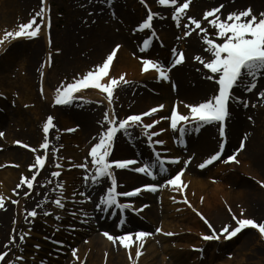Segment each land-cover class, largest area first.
Wrapping results in <instances>:
<instances>
[{
	"label": "rangeland",
	"instance_id": "rangeland-1",
	"mask_svg": "<svg viewBox=\"0 0 264 264\" xmlns=\"http://www.w3.org/2000/svg\"><path fill=\"white\" fill-rule=\"evenodd\" d=\"M1 1L2 0H0V13L4 11L5 9L4 5L2 7ZM234 1H238L241 3V5H239L238 8H235V11L237 10L240 11L248 7H251L253 14L255 15H259V13L264 12V0H228L227 2H224V3L215 1L214 3H211V5H206L205 7H202L201 9L199 8V12L197 11L193 12L191 10L193 6V0H191L189 8L186 10L185 16L181 19L180 27H177L176 22L173 21L171 18L172 26H173V29L175 30V33L172 37L173 39L172 44L167 47V43H165L164 38L162 37V33L160 32L157 26L158 24L156 23L155 19L151 22L152 27L148 29L147 32L139 34V31L135 30L137 25L147 16L148 10L151 9V11H153L150 2L146 1L148 8H145V6L141 4L140 0H110V2L109 0H45V4H46L45 19L49 21L48 25L42 27V30L38 34L37 37L25 38L23 39V41L19 43H14V44H13L14 41L11 40L9 43H7L6 47H4V49L2 50L0 54V81L3 78L8 77L9 81L7 84H4V90L5 91L8 90L10 92L7 94V92L4 91V93H2L3 97H0L1 98V101H0V132L4 133L3 136H0V160L2 159V160L7 161L3 163L2 165H0V171H6L7 169H13V170L18 171V176L19 178L21 177L22 172H20L19 168H17L18 163L17 161H15L16 160L15 157H18L19 155L17 152V149H20L22 151H25L31 154V159L29 160V162L35 158V153L33 151H29L22 145L15 143V141L19 140L21 143L27 144L32 148H36L35 146H37L38 144V148H39V144L43 142L44 136L39 137V139L35 141V144H33L34 141L29 140L30 138H29L28 131L29 129L37 127L38 129L37 131L42 132V124L45 122L48 116H52L54 118V124H56V126L58 127V130L55 131V134L52 135L53 138H56L58 140L59 135L62 132H65V129L61 128V124L58 121L59 120L58 115L56 114L55 116V114L51 112V107L54 105V103H53L52 97L47 98V95H45L44 93L45 87H47V89L54 92V96H55L56 94L55 89L60 85L61 81L71 82L73 77L76 76L77 74L82 75L86 71L92 69L93 68L92 65L101 64L102 60L104 59L108 51L111 48L115 47L117 44H119L120 48L124 50V52H126L127 56L130 55V57L133 58L135 62H137V71L139 72L141 71L142 64H141V60L138 59V57L149 58V59L159 61L156 55L157 48H160V49H163L165 47L167 48L166 49L167 60H166V63L163 65L166 67L169 73L173 68L169 66L172 60L171 50L173 48H176L177 54H179L180 52H183L184 54L183 62L176 66H183V65L185 66L187 63V58H186L187 52H186L185 46L189 42H192V41L196 42L198 44L197 46H200V48L202 49L200 53V57L203 60L208 61L212 57L209 53L205 51L206 45L203 44V40H202V37L204 34L199 33V30L196 29L192 31L189 36L184 37L183 24L188 22L187 21L188 16L199 19L201 20V26L207 29V35L209 36V38L214 39L217 42H222V40H219L216 38L215 28L209 25L207 21L203 19V13L206 10H210L214 7H218L219 5L223 4L224 7L221 9L219 13L221 19H223L224 17L227 16L229 12H233L232 9H230L228 3L232 4ZM182 2L183 0H178V3H182ZM34 3L35 4L32 5V7H29V11L27 12L26 15H23V14L16 15V14H12V12L9 15L1 14L0 33L3 34L5 30L14 31L16 30V28L18 27L20 23L27 22L31 18V16L34 15L35 12L39 10V0H35ZM135 6L140 9V12L137 14L136 18H134V20L131 21L129 20L130 18L127 14H129L130 13L129 10L134 8ZM170 7L172 8V11H174V7L173 6H170ZM74 9L81 11V14L76 17L77 21L81 22L82 24V26H80L81 24L79 23L80 29L81 28L87 29L90 34L92 30V27H91L92 25H96L98 21L106 22V24L104 25L108 26L112 32H115V33L121 32V34L128 35V37H135L134 40L132 39L130 49L127 45H125L121 41L119 34H117L114 38L107 40L104 44L103 43L99 44V42H97L96 44V40L92 41L88 38H79L80 40L72 42L70 37L67 36L65 30H67V28L70 27L69 26L70 25L69 15H70V12H74ZM153 12L158 13L157 11H153ZM209 19H211V17ZM8 21H12V25H8ZM37 22H39V18L37 19ZM113 26H114V30H113ZM108 27L103 28V32L107 31ZM192 27L194 28V26ZM75 31L76 30L72 32H75ZM117 31H120V32H117ZM43 32L46 33V37ZM153 32L155 33V35L152 37L151 46L149 49L150 53L149 54L146 53L145 55L139 54L137 51L140 50L143 39H145L148 36H152ZM85 35H88V33H85ZM44 37L46 41V48H43L44 46L43 38ZM88 42H90L91 44H89L88 46H84ZM28 43L29 45H34V44L38 45V48L36 49L38 51L37 52L38 54H34V56L23 54L21 56V49L19 45L25 46ZM71 46L77 49L76 55L78 56L77 58H79V62L74 63V60H71L72 59L71 57H73V55L69 53V48ZM191 46H195V45L191 44ZM94 49H95V52L98 54V59H97L98 62L92 64L93 61L88 58L87 52L93 51ZM42 50L44 51L41 52ZM134 50L136 51L133 52ZM49 57H51V59H49ZM31 59H34L36 62H30ZM82 61H85L86 64L84 65ZM29 64L36 65L34 70L32 69L31 74H29L28 72ZM41 65H43V67H41ZM198 68H199V72L201 73L202 77H206V75L208 74V70L204 69L203 65L200 62L198 64ZM117 69H114V71L110 75V78L112 77L118 78L115 75ZM148 71H153V69H149ZM141 75L148 76L146 77L145 82H138L136 80L133 82L131 80H128V81H131L130 84L121 85L120 87L114 90L113 103L109 105V108L112 112H115L118 118H124L127 115L132 114V113L138 114V113L147 111L148 109L152 107L162 104L161 102L163 101H161L159 99V96H157L156 93L154 92L155 87L159 85L156 80L157 73L146 75V73L144 72V74H141ZM24 80L31 82L30 89L32 90V93L34 94V100L32 101V106H29V104L26 102L20 105L18 101L20 91L17 88V86H19V84H21ZM169 82L171 83V86H173L172 77H171V81L169 80ZM144 83L150 84L149 90L151 91V93L150 92L148 93L152 99L148 100L149 101L148 105H146L143 108L142 106L141 108H139L138 106L140 105V103L137 100L140 96H135L134 91L138 84L144 85ZM247 83H248V79L245 78L233 90V95L236 97H239V102H240L243 98V94H246L248 97V100H246L248 103L247 107H250L252 105V100L250 96H252L253 99H258L259 97L257 93L261 89H264V76L257 78L258 86L251 92L245 91V87ZM41 89L43 90L42 92H41ZM92 90L96 91V89H91L88 92L90 93L92 92ZM35 97L37 98V100H35ZM103 97L105 98L104 94H103ZM170 100L172 101H170L169 103L164 102L166 104V107H164L163 109H160L157 113H155L152 117H150L148 123H150L152 119L160 120V117L169 116L173 105H175L178 110L176 99H170ZM192 101L193 102H190V103L186 102V105L197 104L195 102L199 100L192 99ZM200 102L201 101H199V103ZM235 102H238V101L234 99L229 102V116H228L227 126L225 125L226 132H228V127L231 124L230 112H232ZM36 104H40L41 105L40 108L42 110L41 109L34 110V108L37 107ZM106 106H107L106 103H104L102 100H98L95 102L87 101V100L86 101L75 100L71 104L68 105V108L66 106V107H63V109H60L62 111L61 117L63 118L67 117V120L71 119L70 124H75V126H79L93 117L92 120L98 128V132H100L102 126H101V123L99 122L102 121V117L105 111H108ZM242 106L243 108H246L243 103H242ZM256 107L258 108L261 114V121L259 123V131L263 135L264 134V104L263 105L256 104ZM71 108H72V111H69ZM17 110L20 111L21 115L17 113ZM181 114H188V109L186 108L185 110H182ZM169 123L170 122L168 120H160L159 124L163 125V129H167L169 132H171V137L166 136L165 138L168 139V142L163 140L165 141V143L163 145H160V149L158 150L166 156L179 157L180 162L176 164H168L167 168L172 169V171L169 174L161 176V174H159L157 171V178L152 181L153 183H156L158 185L163 184L165 179L170 178V176L175 175L176 172L180 171L181 168H184V172L181 176V180L188 187V184H189L188 181L184 180V178L188 176L187 175L188 169L190 170L192 174L194 172L193 169L196 170L198 168V165L202 163L204 159L209 157L215 151L219 150L218 149L219 143H220L219 126L218 124H203V125H214V135L216 137V140L210 152L209 151L202 152L203 150H201L196 153L195 151H192L191 147L189 146L188 137H190V134L189 133L184 134L183 144L176 142L180 134L178 131H173L169 127ZM103 127L106 128L107 125L104 124ZM8 133H9V136L7 137ZM134 133H136V127L130 128L128 132H123L121 135V138L129 139L130 137L129 134L134 135ZM225 136L227 139L226 141L227 143L228 138L226 134ZM11 139H14V140H12L6 146H3V141L8 142ZM242 139L245 140V145H246L245 136L243 138V137H240V134H236L235 136L236 147L231 150H228V149H225L224 151L221 150V159L214 161L212 164L208 165L207 168H203V169L201 168V171H204L207 169L212 170V171H216V170L222 171V170L227 169L228 173L232 171H237V173H239L238 177H242L241 179L235 180V175H228L227 176L228 178L224 180L217 179L216 182L214 181V183L218 184V188L222 190L223 194H227V195H233L235 192H238V191L240 193H249V195H252L253 190L255 189L257 192L263 195V201H264V187H261L257 183V180L264 181V169L259 170L257 173H255L249 167L250 163H248L249 165L246 163L245 167L248 166V170L244 171L243 169L240 171V165L241 163L245 161L247 157L246 153H244L245 148L239 151L238 153H236V157L239 163L225 162L226 157L228 155H232L233 153H235ZM138 143L140 144V146L147 148L148 151L150 150V145H152V144H149L147 137H144V136L138 138ZM32 144L34 146H32ZM154 145L156 146V144ZM86 146L87 148L89 147L87 143H86ZM76 148L78 149L77 153L82 152L81 143L80 145L78 143V147ZM165 149L167 151H165ZM40 151L46 152L45 149H40ZM9 153H13V156H11ZM149 154H150V151H149ZM56 155H57V152L55 153V156ZM127 155L133 156L132 154H127ZM50 156L52 157V160H50L48 164L49 165L48 166L49 169L47 170L48 172H51V170L53 169V165H54V155L52 152ZM189 157H192V159L187 165L189 167L187 166L185 167V165L183 164V161L187 160ZM12 159H15V160H12ZM90 160L88 162L89 171H91ZM140 161L142 163V161L144 160H140ZM30 164H28V167ZM231 165H233V168H230ZM25 169L27 171V175H25V177L29 179L34 169L30 170L29 168H27V165L25 166ZM75 171H81L79 172V174H83V177H84L85 175L84 169H79L75 167ZM195 175L201 178L203 177L204 179L207 178L204 172H202L201 174L196 173ZM82 181H85V180L82 179ZM144 181L145 180L141 179L139 182L135 183V185L144 183ZM242 181H246L248 183L246 184L238 183ZM102 182H104V180H102L101 183ZM135 185L133 186L135 187ZM106 186H108V181L106 183ZM133 186H125L123 188H120V190L124 191L127 188H130ZM40 187L43 188V191L45 190V188L41 185V183H40ZM187 187L182 192L183 194L180 195L181 197H177L175 199V202L177 205L181 207L186 206L192 211L193 209H195L196 211H193L194 214L197 216L198 220L204 226V229L196 230L195 235H197L196 236L197 242H199V244L198 246L193 247L195 250L191 249L192 252L194 251V253L198 254V258L201 260H204L205 253L203 252L204 246H202L200 243L215 242L216 244H218L219 242L225 239L223 238V235H221L220 239L218 240L204 241L201 238V234L210 235L212 232V229L208 228V226L204 223V221L200 218V216L196 214L197 212L201 213L203 217H205L208 220V222L211 223V225L213 226V229H215L217 233H219L220 229L226 224L230 226V229L231 227L236 226L235 221H233L232 219L233 215H235L238 219L242 217L251 218V219H254L258 224L264 223L259 218H256L255 216L251 215L250 211L247 210V207L244 204V202H241V199H238V198H235L236 200L239 201V202H236V209H233V207H231V205H229L228 203H222L221 206L219 204L216 205V204L211 203L209 207L208 206L206 207L209 211V213H207L204 208L205 206L202 205L201 199H198L197 201H195L196 203L199 204L198 207H195L192 201L189 202L192 207H189L187 204L183 202L184 200L183 196L187 190ZM33 188H34V185H33ZM170 188L171 187L167 185H164L163 187H159V190H157L156 192H151L152 196L154 197L155 200L161 199L163 197V194ZM23 189L28 190L26 184L22 186V191L20 193H18L17 191L15 192V196L13 200L18 201L19 199H22L23 194H24ZM84 193L86 194V192ZM87 196L92 198L90 193H88ZM133 200L134 199H132L131 201L133 202ZM91 201H93V198L90 199V202L88 203H92ZM38 202L39 201L37 202L35 201L34 203L30 204V206L25 205L22 209L21 222L24 223L27 227L25 228L22 227L23 224L20 225V222H18L19 226L17 225L15 229L11 228L12 231H10L8 236H5L4 243L0 245V251H6L8 255L6 256L2 264H8L9 260L13 261V264H34L37 261H39L38 262L39 264H42V263L54 264V262H57V264H65L64 260H67L69 257H71L72 249H76L78 251L79 246L87 242L88 238L91 237V236L90 237L80 236L79 239L78 237H76L73 243L68 244V245L62 244V246H59V245L55 246L58 248L56 249L54 247L56 243L54 242V238L51 237V233L47 231L46 229L45 231H43L44 225L42 222L36 219L37 221L36 232H32L30 231L32 230V226H31V223H29V220H31L32 218L29 217L27 220L25 219L26 211L37 209L36 206ZM136 203L138 204L140 202L137 201ZM49 204H50V200H49ZM145 204L151 205L149 202H146ZM17 205L18 203L12 204L13 219H16V216L18 214V211L15 210ZM241 209H243V214H241ZM43 213L44 211L38 214V216L40 217V219L42 218L47 219L48 216H43ZM156 213L158 215V211H156ZM135 218L136 217H132V219H135ZM147 222L150 223L149 219H146V223ZM219 222L221 223V225H219ZM94 223H96V221ZM15 224H17V222ZM47 227L51 228L54 231V227L53 228L50 226H47ZM157 227L162 229L160 233L155 232V229ZM245 229H247L248 232L246 233L240 232L241 233L240 237L234 239L233 241L231 240L234 237L227 239V241H231V243H229V245L226 246L225 250L223 251V254H221L220 256H217L215 259H212L210 261L205 260V264H264V262L260 260V256L255 257L258 250L261 248H264V241L260 240L263 243V245H261L262 243L259 241L260 238L258 236L256 238L255 236L256 235L255 233H258L256 229H253L251 227H246L244 228V230ZM24 230L29 231L28 232L29 235L25 238L24 241H20L19 236L20 234L25 232ZM139 230L151 233V235H149L145 241H142L141 250H143V247L146 246V244L149 241H152L154 244H156L157 245L156 248H160L162 244L155 241V237H154L155 235L168 237V235H165V233L171 232L177 235L180 232V230L178 231V228L175 227V220L173 219V217H170V216L166 218H162L161 216H158L155 222L151 224L150 227L148 228L140 227L136 229V231H139ZM133 231L134 230L132 231L130 230L126 232L135 233V231L134 232ZM103 232L104 231L98 230L97 232H94L93 235L95 236L98 233L102 234ZM7 233L8 232L6 230V235ZM42 234H45V235H42ZM111 234L115 235V233H111ZM119 234L121 233H117V235ZM250 234H253L252 237L258 240L255 241V243L253 242V244L247 250L241 249L240 251H238L242 243L245 242L246 237L249 236ZM10 236L16 237L15 243L9 244L8 248H5L4 244L8 241ZM43 236H48L49 238H52V241L44 240ZM169 239L170 240L167 241V245L170 244L174 247V244H176L175 241L171 238ZM28 240H31L32 243L28 242ZM16 244L17 246L19 244H22V248L18 251L16 250V246H15ZM48 244L50 246L53 244L51 250L48 249L47 247ZM36 245H39V247H36ZM137 246H140V242H136L130 247V249H132L134 252L133 254H135V250ZM45 247H47V250H45ZM121 247L122 246H119V249ZM54 248L56 250H54ZM179 249L181 250L182 248L180 247ZM42 252H44L45 254L49 253V254L54 255V257H52V262L48 260L47 257L44 256ZM158 254L163 255V259L165 262L169 261V255H166L161 249L158 252ZM17 256H23L24 259L18 262L15 259ZM132 260H133L132 264L136 263L134 256ZM160 260H161V256L158 255L157 260L154 264H157L158 262L160 263ZM189 262H191V260Z\"/></svg>",
	"mask_w": 264,
	"mask_h": 264
},
{
	"label": "bare ground",
	"instance_id": "bare-ground-1",
	"mask_svg": "<svg viewBox=\"0 0 264 264\" xmlns=\"http://www.w3.org/2000/svg\"><path fill=\"white\" fill-rule=\"evenodd\" d=\"M147 2H150L151 7L153 11H157L158 15L154 17L156 23L158 24V28L160 32L162 33V37L164 38L165 43H167V47L170 46L173 42V35L175 33V30L172 26V20H171V13L172 8L170 6H162L159 5L156 0H146ZM215 1L218 2H227L228 0H193V6L192 11L193 12H199V8L205 7L206 5H211V3H214ZM2 7L5 6L4 11L0 13L1 14H16V15H26L29 11V7H32L34 5L35 0H2ZM230 9L232 11H235V8H238L239 5H241L240 2L234 1L232 4H229ZM136 11H135V9ZM130 9V13L127 14L129 16V20H134L136 18L137 14L140 12V9L138 7H134ZM238 11V10H237ZM81 14L80 10L74 9V12H70L69 15V28L65 30L66 34L72 42L80 40L79 38H88L92 41L96 40L99 42V44H104L107 40L114 38L117 34H119L121 41L127 45L130 49L132 39L134 40L135 37H128V35H124L120 33L112 32L111 29L108 26H105L106 22L98 21L96 25H92L91 33L89 34L87 29L79 27V23L81 22L77 21V16ZM153 19V20H154ZM8 25H12V21H8ZM82 26V24L80 25ZM115 26V25H114ZM113 26V30H114ZM108 27L107 31L103 32V28ZM76 30L75 32H72ZM148 30V29H147ZM145 31H139V34H142ZM45 37L46 33L43 32ZM85 33H88V35H85ZM3 34L0 33V36ZM44 39V46L43 48H46V41ZM14 43H19L23 41V39L17 38L13 40ZM91 44L90 42L86 43L84 46H88ZM191 44H194L195 46H191ZM198 44L194 41L189 42L186 47V58L187 63L184 66H174L170 73L168 72L169 79L168 80H159L156 78L158 82V86L155 87V93L157 96H159V99L163 102L162 104H165L164 102H170L172 100L170 99H176V103L178 105V111L181 113L182 110H185L186 102H193V100L198 99L199 101H204L210 96L215 94L214 89H216L215 84L212 80H207L206 77H202L201 73L199 72L198 64L199 61L194 59L196 56H200V53L202 49L200 46H197ZM21 49V56L23 54L34 56V54H38L37 48L38 45H29L26 44L25 46L19 45ZM95 48V47H94ZM4 48L0 49V54ZM166 47L163 49L157 48L156 55L158 57V60L161 64H165L167 60L166 56ZM76 50L73 46L69 48V53L73 55L71 57V60H74V63L79 62V58L76 55ZM42 50L41 52H43ZM134 50L133 52H135ZM40 52V53H41ZM141 55H145L146 53L149 54L150 50H147L146 52H141L140 50L137 51ZM109 53V52H108ZM106 54V56L108 55ZM87 56L89 59L93 61L92 64L98 62V54L95 52V49L93 51H88ZM106 56L104 58H106ZM134 56V55H132ZM30 62H36L34 59H31ZM85 65L86 62L82 61ZM103 62V60H102ZM101 62V63H102ZM96 65V64H95ZM95 65H92L93 67ZM36 65L29 64L28 72L31 74L32 69L34 70ZM117 66V68H116ZM114 69H117L116 71V77H119L122 73L125 74V78L127 80L131 81H138V82H145L146 77L141 74V71H137V62L133 58L130 57V55H126V52L122 50L121 48L117 50L116 55L110 64L109 69V77L111 73L114 71ZM146 75H150L153 73H156L153 71L145 72ZM143 77V78H142ZM171 77L173 80V86H171ZM142 78V79H140ZM8 77L3 78L0 81V91L4 93V84L8 83ZM130 81V82H131ZM103 82H106L104 80ZM31 82L24 80L17 88L20 91L19 95V104H23L24 102L28 103L29 106H32V101L34 100V94L32 93V90L30 89ZM150 84H138L135 88L134 94L135 96H140L137 101H139L140 105L139 108L145 107L149 104V99H152L148 92L151 93L149 90ZM154 87V86H153ZM9 89V88H8ZM91 90L89 89H83L77 95L83 96V101H98L102 100L104 103H106V107L108 109V112L111 114L112 111L109 108V104L107 100L103 97V94L99 92V90L96 89V91L92 90V92H88ZM122 91V89H121ZM244 91V90H243ZM10 93L8 90L5 91ZM44 93L47 95V98L52 97V100L54 101V92L47 89V87L44 88ZM6 94V93H5ZM144 94V96H143ZM38 97V96H37ZM252 100V105L250 107L243 108L242 103L243 101L248 100V97L246 94H243L242 100L239 102H235L233 106L232 112H230L231 117V124L228 127V132H226L228 142L226 143L225 149L231 150L236 147L235 145V136L236 134H240V137L245 136L246 138V146L244 149V153H246L247 157L243 163L240 165V171L244 169V171L248 170V166L245 167L246 163H250L249 167L257 173L259 170L264 169V134L262 135L259 131V123L261 121V114L257 105H263L264 100L258 98L253 99L252 96H250ZM25 99V100H23ZM35 100L37 98L35 97ZM1 101V98H0ZM199 101L195 103H199ZM37 107L34 108V110L41 109L40 104H36ZM68 105H62L61 108L56 107V104H54L51 107V112L58 115L59 117V123L61 124L62 129H67L74 127L76 130L69 134V132H62L59 135L58 140L56 138H53L52 135L55 134V131L58 130L56 124L53 129H51L49 133V141L54 145V148H57V150L60 149V152L58 153V158L60 160H56L57 163H61L62 167L59 168H53L52 171L61 170V175L58 177V180L54 177L49 178L48 175L43 172L39 178L35 181L33 190L29 193V195L26 197L23 194L22 199L18 200V205L15 208L16 211H18V214L16 216V219H13V208L11 200H13L15 193L12 191L15 189L16 184L20 182V178L18 176V171L13 169H7L6 171H0V193L4 195L5 203L3 207H0V245L4 243L5 236H8L11 228L15 229L18 225V222H20V225L23 224L24 227H27L24 223L21 222V214L22 209L25 205L30 206L34 201H39L42 206L37 208V213L40 214L42 211H48L51 210L49 217L40 219L39 216L31 219V226L32 229H34V232H36V224L37 220L43 223L44 228L47 231H49L54 240L63 241L65 245L71 244L75 241V238L79 236V234L82 237L91 236L88 238V241L84 244L79 246L78 251L76 252V256H73V253L71 254V257H69L67 260H64L65 264H132L133 260L129 259V252H131L132 258L134 256V259L136 260V263L134 264H154L157 260L158 255L161 256L160 263L157 264H205V260H212L215 259L217 256H220L223 254V251L225 250L226 246L231 243L234 239L240 237L241 233L248 232L247 229H243L241 233H239L237 236H235L231 241L222 240L218 244L215 242H205L200 243L202 246H204V260H201L198 258V254L192 252L191 249L195 250L193 247L198 246L199 242H197V235H195L197 229H204L203 224L198 220L197 216L194 214L192 210L187 208L186 206H179L176 204L175 199L177 197H181L182 192L173 190V187L168 189L161 199L155 200L152 196L151 191L148 192H142L137 197H131L129 198V201L133 205V209H137L138 206L146 205V202H149L151 205H147V207H144L141 212H134L132 213V209H125L126 211H123V214H120V210L116 209L114 211H107V215L101 211L100 209H97L95 207L96 203L99 202V199L101 195L104 193L106 189V183L107 181L104 180V182L92 185L91 182H85L82 181L83 174H79L81 171H75V167H69V165H76L79 163H87L90 160V157H88V152L91 148V146L97 142L98 137V128L93 122V117L87 120L86 122L82 123L79 126H75V124H70L71 119L67 120V117H61L62 111L60 109H63V106L68 108ZM254 105V106H253ZM166 107V104L164 105ZM137 108V107H136ZM42 110V109H41ZM72 111V108L69 110ZM17 113L21 115L20 111L17 110ZM83 113V112H82ZM134 114V113H132ZM20 117V116H18ZM168 117V116H167ZM251 117V119H249ZM149 117L144 118V122L148 123ZM54 123V120H53ZM163 128V125H156L151 131H159V129ZM186 132L189 133L190 137L189 139V146L191 147L192 151H195L196 153L203 150L202 152L209 151L213 148L215 144L216 137L214 135V125H201L199 131H194L192 125L186 126ZM37 127L29 129V140L34 141L33 144H35V141L39 139V137L44 136L43 132H38ZM101 131V130H100ZM91 133V134H90ZM123 132H120L113 141L112 146V152L110 155V159H130L135 158L138 160H144L147 162H151L153 158L149 154V151L147 148L140 146L138 143V138L144 136L141 134V130L139 127H136V133L129 134V139H123L121 138ZM178 134V133H177ZM136 135V136H135ZM9 136V133L7 134V137ZM55 136V135H54ZM171 137V132H169L167 129L163 132V134H160L157 137H154L153 139H160L165 140L168 142V139L165 137ZM5 137V138H7ZM145 137V136H144ZM88 139V140H87ZM12 140L3 141V146H6L9 144ZM87 140V141H86ZM19 141V140H17ZM78 143L80 145L81 143V153H77ZM86 143L89 145L87 148ZM32 144V146H34ZM220 144V143H219ZM37 150L38 144L35 146ZM80 148V146H79ZM156 149H160V145L156 144ZM219 149V148H218ZM18 157H15V160L17 161V168H19L20 172L25 176L27 175V171L25 169V166L28 164H33L34 159L29 162L31 159V154L22 151L20 149H17ZM39 151H36V154L39 155ZM161 153V152H160ZM11 156H13V153H9ZM127 154H132L133 156H128ZM161 156H166L163 153L160 154ZM34 157V156H33ZM115 157V158H114ZM171 157V156H168ZM9 161V160H8ZM7 161L0 160V165L5 163ZM142 164V163H141ZM134 166H130L128 169H122V170H115L114 175L117 179L118 188L125 187V186H133L135 183L139 182L141 179L143 180H150L147 175H139L138 173L134 172L132 168ZM189 167V166H187ZM230 168H233V165H231ZM33 170V169H32ZM156 170V169H155ZM172 171V169L168 168V172L161 174V176L169 174ZM193 173L191 174L190 170L187 171V177L184 178L185 181H188V187L186 192L184 193L183 198H187L188 202L192 201L195 207H198L199 204L196 203L198 199H201L202 205L205 207V211L209 213L207 206L211 203L220 205L222 203H228L233 207V209H236V202H239L235 198L241 199V202H244V204L247 207V210L250 211L251 215L255 216L256 218H259L264 222V201H263V195L259 192H257L255 189L253 190V194L249 195V193H240L235 192L233 195H227L223 194L222 190L218 188V184L214 183L217 179L224 180L228 178V175H235V180L241 179L242 177H238L239 173L237 171H232L230 173L227 172V169L222 171H212V170H204L201 171V169L198 167L196 170L193 169ZM204 172L207 176L206 179L203 177H198L195 175L196 173L201 174ZM227 173V174H226ZM246 173V172H244ZM193 177V178H191ZM209 178V179H208ZM30 179V178H29ZM210 180V181H209ZM58 181H62L64 184L63 189V196H64V209H57L54 204H48V198L45 199L44 192L41 187L40 183L45 182L46 184V190L52 191L54 194L56 193L53 191L55 188V185ZM184 181V182H185ZM240 184H246L248 182L242 181L238 182ZM237 183V184H238ZM146 184H156L153 182H146ZM42 185V184H41ZM140 185V184H139ZM109 186V184H108ZM137 186V185H135ZM250 187V186H249ZM134 187H130L127 190L133 189ZM259 189V188H257ZM119 190V189H118ZM170 190V191H169ZM18 193L22 191V187L20 189L16 190ZM28 191L27 189H23V192ZM120 191V190H119ZM80 192H86V195L88 193L91 194L93 201L92 203H88L87 201H83L82 197L79 195ZM73 193H75V196L73 197ZM52 196V195H51ZM56 196L52 197V200H54ZM134 199L133 202L130 201ZM44 201V203H41ZM139 201L140 203H136ZM126 202V201H122ZM138 205V206H137ZM15 207V206H13ZM49 208V209H48ZM158 211V215L156 213ZM72 213H76L75 216L72 215ZM84 213H87L85 216ZM160 214V215H159ZM59 215L61 217L60 220H56V216ZM44 216V215H43ZM158 216H161L162 218H166L168 216L173 217L175 220V227L178 228V231L180 232L175 235V233H172V235L167 236H159L155 235V241L158 243H161L162 245L160 248H156V244H154L152 241H149L146 246L143 247L142 255L137 258L135 254H133L132 249H124L121 247L119 249V245H114L112 242H110L103 234L98 233L97 235H93L94 232L97 229H101L102 231H109V233H120V232H126V231H132L134 230L136 232L137 228L145 227L148 228L155 222ZM84 217H87L86 219H89L87 223L84 221ZM132 217H136L135 219H132ZM244 218V217H242ZM90 219L93 220V222H90ZM146 219H149L150 223H146ZM94 220L96 223H94ZM121 220V222H120ZM17 222V224L13 223ZM118 221V222H117ZM52 222H54V231L51 228H48L47 226L52 225ZM120 222V223H119ZM171 222V221H170ZM150 224V225H148ZM65 225H73L75 227L67 228ZM119 225V226H117ZM219 225L221 223L219 222ZM19 226V225H18ZM83 226H86V228H82ZM250 227V226H248ZM57 228V230H55ZM135 228V229H133ZM71 229L72 233H68L67 231ZM7 230V235H6ZM133 231V232H134ZM29 232V231H27ZM258 232V231H257ZM110 233V234H111ZM256 238L257 236L260 238L259 233H255ZM45 235V234H42ZM93 235V236H92ZM253 234H250L246 237L245 242L242 243L241 247L238 251L241 249L247 250L253 242L257 241L258 239L252 237ZM80 237V236H79ZM78 237V239H79ZM43 238L46 241L52 240L48 236H43ZM148 237L144 238L143 241H145ZM169 238L173 239L176 244H174V247L170 244L167 245V241L170 240ZM74 239V240H73ZM261 238L259 239V241ZM28 242L32 243L31 240H28ZM261 242V241H260ZM259 243V242H258ZM262 243V242H261ZM263 245V243L261 244ZM16 246V250H20L22 248V244H19ZM48 249L51 250L52 246L49 244L47 245ZM47 247H45V250H47ZM182 248L181 250L179 248ZM160 249L166 254L169 255V261L165 262L163 259V255L158 254ZM54 250H56L54 248ZM157 250V251H156ZM44 256L47 257L48 260L52 262V257L54 255L49 253H44ZM260 256V260L264 262V248H261L256 253V256ZM191 260V262H189ZM39 261L34 264H39ZM54 264H57V262H54Z\"/></svg>",
	"mask_w": 264,
	"mask_h": 264
},
{
	"label": "snow or ice",
	"instance_id": "snow-or-ice-1",
	"mask_svg": "<svg viewBox=\"0 0 264 264\" xmlns=\"http://www.w3.org/2000/svg\"><path fill=\"white\" fill-rule=\"evenodd\" d=\"M110 2V0H109ZM141 4L148 8L146 0H140ZM159 5L162 6H173L174 11L171 13V18L176 22L177 27L181 25V19L185 16L186 10L189 8L191 0H183L182 3H178V0H156ZM224 7L223 4L218 7H214L210 10H206L203 13V19L207 23L215 28V36L217 39L222 40V42H217L214 39L209 38L207 35V29L201 26V20L193 18L191 16L187 17V23L183 24L184 37L191 34L192 31L198 29L199 33L204 34L202 37L203 44L206 45L205 51L211 55V59L208 61L203 60L200 56L194 57L199 61L203 68L208 70L206 78L214 81L217 86L215 89V94L207 98L206 100L194 104L185 105L188 109V114H181L175 105L171 108L170 115L168 117H160V120H168L169 127L173 131L179 132V137L176 142L183 144L184 134L186 132V126L192 125L194 131H199L201 125L203 124H218L219 126V136L223 138L225 136V123L226 118L229 116V102L231 100L239 101V97L233 95V90L245 79H248V83L245 87V91L251 92L257 88V78L264 76V12L259 13V15L253 14L251 7L240 11L229 12L226 17L221 19L219 13ZM46 4L45 0H39V10L35 12L34 15L27 22L20 23L16 30L7 31L5 30L3 35L0 36V49L6 47L7 43L11 40L17 38H34L37 37L41 32L42 27L47 26L49 21L45 19ZM158 13L148 10L147 16L143 19L136 27V31H143L150 29L152 27L151 22ZM211 17V19H209ZM39 18V22L37 19ZM194 26V28L192 27ZM152 36H148L142 41V46L140 47L141 52H146L150 47ZM120 45L117 44L112 51L103 59L101 64L95 65L92 69L86 71L85 73L77 74L73 77L71 82L61 81L60 85L55 89V97L53 103L56 105H67L71 104L75 100H83L84 97L77 95L83 89H97L101 94H104L105 99L108 104L113 103L114 90L121 85H128L131 82L125 78V74H121L118 78L109 77L110 64L114 59V55ZM59 51V50H57ZM172 60L170 62V67L179 65L184 60L183 52L177 54L176 48L171 50ZM51 59V57H49ZM141 60V72H147L149 69H153L157 73V79L168 80V70L166 67L157 60L138 57ZM43 67V65H41ZM106 80V82H103ZM43 90L41 89V92ZM258 97L264 100V89H261L257 93ZM245 107L248 106L247 101H243ZM254 106V105H253ZM164 105H157L148 109L147 111L138 114H129L124 118H118L115 112L111 114L105 111L102 117L101 131L98 133L97 142L94 143L89 152L88 157L91 158V171L88 170L87 163H79L76 165H69V167H76L85 170V175L83 179L87 182L90 181L92 185L101 183L102 180H107L109 186L106 187L104 193L101 195L99 202L96 203L95 207L101 211H114L116 209L120 210V214H123L125 209H132L134 211H142L143 209H133V205L130 202H121L119 197H137L143 191L156 192L158 187H163L164 185L173 187V190L183 192L187 187L181 180V176L184 172V168L176 172L175 175L170 176L164 180L163 184H145L139 187H135L129 191H118L117 179L114 175L115 170L128 169L130 166L136 165L138 162L135 159H110L112 152L113 141L116 135L120 132H128L130 128L139 127L141 134L147 137L149 144L163 145L165 141L160 139H153L159 136L165 131L161 128L159 131H151L154 126L160 123V120L152 119L150 123H145L144 118L152 117L160 109H163ZM251 119V117H249ZM54 118L48 116L45 122L42 124V132L44 134L43 142L39 144V149H48L49 147V133L50 129L55 127L53 123ZM106 124L107 127H103ZM75 128H67L65 131L73 132ZM4 133L0 132V136ZM15 143L20 144V141H15ZM245 140H241L239 147L236 149L235 153L228 155L225 162H235L239 163L236 157V153L245 148ZM23 147L28 148L29 145L24 144ZM224 148V143L221 140L219 144V149L211 154L209 157L204 159L202 163L198 165L199 168H205L206 166L212 164L214 161L221 159V150ZM36 152L37 149H31ZM165 151H167L165 149ZM52 153L55 156L56 149H52ZM155 159L151 162H144L141 166L133 167L132 170L136 173L145 174L148 177L155 180L157 178V171L159 174H164L168 172L167 164H176L180 162L179 157H168L161 156L159 152H154ZM192 157L183 161L185 167L188 165ZM46 155H36L34 164L29 165V169H39L45 165ZM56 167L61 168L62 166L57 164ZM156 169V171H154ZM61 175L60 171H53L51 173L52 177H59ZM36 178V172H33L31 179L26 178L23 174L20 177V182L16 184L15 189L12 191L15 193L17 189H20L23 185H27L28 191L24 192V196H28L33 190V181ZM255 179V178H254ZM257 183L264 187V181L257 180ZM63 189L64 184L62 181H58L55 185L53 191L56 192V198L52 200V203L57 209H64L65 204L63 202ZM79 195L84 201H88L91 198L87 196L84 192H80ZM75 193H73V197ZM5 197L0 193V207L4 206ZM45 199H47V194H45ZM183 202L189 207H192L185 197ZM12 204H17V200H11ZM41 203H44L42 201ZM41 205L37 204V208ZM143 207H147L144 205ZM230 210V209H229ZM193 211H196L193 209ZM45 216L50 215L48 211L43 213ZM204 221L209 229H212L210 235L201 234V238L204 241H213L220 239L223 235L225 240L235 237L244 228L250 226L253 229L258 230L259 236L262 241H264V223H257L251 218H237L233 215L232 219L235 221V227L229 225H224L220 232L217 233L211 223L203 217L199 212L196 213ZM241 214H243V209H241ZM38 213L36 209L26 211L25 219L37 217ZM73 216L76 213H72ZM86 216L87 213H84ZM56 220H60L61 217L57 215ZM87 223L88 221H84ZM15 223V221H13ZM31 223V220H29ZM119 226V225H117ZM161 228L157 227L155 232L160 233ZM103 236H105L114 245L118 244L124 249H130V247L136 242H140V246L136 247L135 256L139 258L142 255L141 247L144 238L151 235V233L145 231L124 232L119 235H112L107 231H104ZM29 235L28 232L20 234V241H24ZM165 235H172L171 232L165 233ZM16 240L15 236H10L8 241L4 244L5 248H8L9 244H14ZM56 243H62V241H55ZM39 247V245H36ZM76 249H72L73 256H76ZM8 253L6 251H0V264L5 260ZM16 261H22L23 256H17ZM129 259H132L131 252H129ZM8 264H13V261L9 260Z\"/></svg>",
	"mask_w": 264,
	"mask_h": 264
}]
</instances>
